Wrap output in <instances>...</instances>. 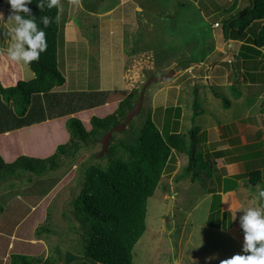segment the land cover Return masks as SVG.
<instances>
[{
  "label": "rangeland",
  "instance_id": "rangeland-1",
  "mask_svg": "<svg viewBox=\"0 0 264 264\" xmlns=\"http://www.w3.org/2000/svg\"><path fill=\"white\" fill-rule=\"evenodd\" d=\"M4 1L9 15V5L6 0ZM100 1L82 0L83 4L90 9H95L94 5L101 3ZM217 1L220 2V0ZM67 2L68 0H60V6L66 5ZM110 2L112 3L113 0H109V4ZM236 3L237 0H234L233 8ZM242 5L243 3L238 8L240 9ZM212 7L214 8L213 4ZM62 14L64 12L60 15L61 20L64 16ZM82 15L89 18V24L97 22L95 16L84 13ZM74 17L79 22L84 20L76 15ZM226 17L221 19L219 15L212 16L208 18V21L218 20L220 25ZM241 18L244 19L245 16ZM261 22L262 20L258 22V27L261 26ZM237 25L233 29L236 34ZM252 27L257 30V23L253 22ZM88 29L92 32L91 27ZM92 37H94L93 33ZM151 37L152 45L163 43L157 33H153ZM177 47L178 45L175 48L160 49L154 55L153 62L157 68L170 65L162 71L157 69L149 71L150 74L145 72L140 84L136 87L138 92L150 76L163 74L170 68L175 70L174 73L166 80L152 81L146 86L139 113L121 131L112 133L107 149L103 153H99L101 150L99 139L102 135H99L100 128L93 127V116L99 118H106L108 115L120 116L126 109L122 108L117 111L121 99L127 95L129 104L135 100L134 96H128L129 93L126 91L123 92L125 94L118 104H114L113 109L106 107L107 112L104 113L94 111L95 115L81 113L76 116L82 122L85 131L88 132L87 139L78 141L75 138L74 141L82 143V148L74 156L68 152L63 156L56 157L55 163L58 167L48 169L42 176H37L28 171L15 170V168V171H9L11 169L7 165L2 166L0 163V216L7 210V207L12 205L11 203L18 205L19 200L26 198L24 196L26 186L32 184L36 178L54 177L58 179L46 195L32 204L23 219L19 221L20 215L12 217L13 222H16L17 225L11 234L0 230V264H10L12 253L27 254L33 262L35 261L34 264H49L44 261L50 256L56 257V264H83L84 261L87 264H97L81 254L82 233L84 234L85 230L73 212L72 201L81 188L83 171L87 165L92 163L104 167L115 156L128 159V154L122 150V144H130L137 140L139 130L148 116H151L164 138L167 133L173 131L184 135L185 150L172 149L158 186L147 200L146 229L133 247L132 264H224L223 260L230 257L227 253L229 250L232 251L231 256L241 251V241L238 236H235L237 232L234 234L233 228L228 234L219 228L208 226L206 219L213 197L212 190H216V188L226 190L231 187L229 196L223 201L226 210L233 213L240 207H253L260 203L256 195L258 189L264 187V61L258 59L246 61L242 73L246 80L256 78L262 82L261 85L254 88L251 86L240 87L236 84L233 87L226 85L227 90L223 86L208 85L204 75L199 78L195 71V68H198V62L187 71L178 69L180 64H172V60L181 50L180 47ZM4 48H6V38L2 33L0 34V49L4 50ZM259 48L264 49L262 46ZM178 56L180 55L178 54ZM3 57L6 62L4 66H1L0 74L5 84H12L21 77L22 73L23 76L19 80L30 79L27 69L9 61L6 56ZM205 58L207 60L209 57ZM179 61L185 63L182 59ZM202 73L203 71H201ZM212 75L218 76L220 73L214 70L211 77L208 78L214 84ZM204 83L210 87L208 88ZM202 88L203 90H201ZM207 91L214 93L218 91L219 93L216 95L220 98L210 102L209 105L204 96ZM93 94L89 96L93 97ZM63 96L65 97L62 99L63 106H60L61 101L58 106L46 108L44 111L48 112V109H51L50 114L60 110L70 111L78 104L75 94H72V97L66 94ZM221 97L229 100L228 107L223 105ZM194 113L198 115L193 119ZM208 116L211 119H208ZM210 121L216 125L215 134L213 131L209 132V129L213 127L212 123L210 127L208 126ZM65 122L63 128L66 130L67 137L54 134L52 137H57V139L53 149L41 151L45 153V156H24L45 159L53 155L57 145L67 142L70 137ZM192 126L197 131L195 135L197 140L193 142L195 163L192 169L187 171L190 160L187 153L189 146L187 132ZM68 147L72 148L71 145ZM33 149H35V145H33ZM18 157L11 162L16 164ZM201 160L207 162L206 166L203 167ZM255 169L261 171L262 183L258 182L256 185H252L248 181V173ZM35 197V195L31 196L30 201L36 200ZM170 198L172 201L166 215L165 211ZM28 205L31 203L29 202ZM17 209L19 210L16 214H19L23 206L19 205ZM241 214L242 210L235 212V226H239ZM2 223L5 224L0 220V226H4ZM201 241L202 243L199 245ZM56 249L58 251H55ZM208 257L211 259H207Z\"/></svg>",
  "mask_w": 264,
  "mask_h": 264
},
{
  "label": "crops",
  "instance_id": "crops-1",
  "mask_svg": "<svg viewBox=\"0 0 264 264\" xmlns=\"http://www.w3.org/2000/svg\"><path fill=\"white\" fill-rule=\"evenodd\" d=\"M100 2L94 5L95 9L84 5L82 0H68L67 4L62 6L63 8L60 6L59 16L63 12L64 16H62V36L58 38L57 43V65L64 76V82L55 86L52 89L53 92L43 97L42 101H44L43 105L53 108L65 98L63 94L71 95V97L75 94L78 104L70 111L60 110L55 111L56 114L45 115V119L40 122L0 132V157L4 162H11L20 155L45 156V153L41 151L53 149L57 139L52 137L54 134L67 137L63 127L68 117H76L81 113L95 115L94 111L104 113L107 112L106 107L113 109L114 104H118L125 94L123 92L128 93L138 87L145 72L150 74L149 71L157 69L162 71L165 67L167 69L170 64L162 68L154 65V55L160 49L175 48L178 45L181 48L178 53L180 56L177 54L171 63L180 64L178 69L187 71L198 62V68H195L197 76L201 78L204 75L208 85L223 86L227 90L226 85L233 87L236 84L240 87L251 86L252 88L261 85L262 82L258 79L246 80L242 75L246 61L254 59L264 61V49L252 43L254 33H257L260 28L258 27L260 20L252 21L242 33L238 34L231 27L228 29L227 24L223 27L224 20L218 26L213 25L214 22L219 23L218 20L208 21L209 17L217 15L221 19L227 16L225 20L233 17L238 11L248 6L250 0L247 2L237 0L235 8H233L234 0H220L219 3L217 0H209V2L206 0H113L110 4L109 0ZM241 3L243 5L239 9ZM5 4L4 0H0V12L3 13V19L8 16ZM81 12L97 17V22L89 24V18L83 16ZM74 15L84 20L79 22ZM253 22L257 23V30L252 27ZM3 23L0 21V27ZM88 27H91L92 32ZM3 31L0 28V34ZM153 33L160 35L163 43L152 45ZM203 47L205 51L202 56ZM3 56L6 54L0 49V69L6 62ZM205 57L209 58L205 60ZM181 59L185 63L179 61ZM214 70L219 71L220 75H212V81H214L212 84L208 78ZM201 71H203L202 74ZM207 73L209 74L206 75ZM22 76L23 73L17 81ZM0 81L4 86L17 83L16 81L13 84H5L1 74ZM204 85L207 86L205 83ZM100 93L104 95L100 97L102 95ZM216 93L219 92L207 91L204 94L206 103L210 105V102L219 99ZM91 94L93 97L89 96ZM83 98L85 99L81 101ZM194 99L196 100L195 97ZM60 106H63V101ZM196 115L193 114V119ZM207 118L211 119L209 116ZM211 123L213 129L210 128L209 132L213 131L215 134L216 125L210 121L209 127ZM64 137H62L63 140H65ZM220 189L216 188V191H212L222 195L221 209L229 211L233 216V212L226 210L223 201L229 196L231 187L226 190ZM231 228L234 234L237 232L235 236H238L242 244L243 240L239 235L240 224L235 226L234 218L228 229H219L229 234ZM231 252L230 250L227 252L229 256Z\"/></svg>",
  "mask_w": 264,
  "mask_h": 264
},
{
  "label": "trees",
  "instance_id": "trees-1",
  "mask_svg": "<svg viewBox=\"0 0 264 264\" xmlns=\"http://www.w3.org/2000/svg\"><path fill=\"white\" fill-rule=\"evenodd\" d=\"M29 8L32 14L36 15L38 24L42 15L54 18L53 23L45 29L48 47L44 53H41L40 59L31 64V71L36 73L35 78L19 80L15 85L7 87H4L0 81V98L2 99H0V132L40 122L45 119V115H52L49 112L51 109H48V112L44 111L51 107L43 105L42 98L53 92L52 89L55 86L64 82V76L57 65V43L63 28L59 8L54 7L50 10L46 8L41 12L36 5V0H33ZM244 16L245 18L242 19L241 17ZM254 20H262V23L257 33H254L252 43L257 47H264V0H250L248 6L238 11L233 17L224 20L223 27L227 24L228 29L230 27L234 29L238 21L239 27L237 25L236 28L238 34L242 33L243 29ZM40 26L43 27L42 24ZM128 93V96H134V101L137 100L139 92L136 88ZM221 98L223 105L228 107L229 100L225 97ZM128 100L127 95L121 99L117 111L126 109L120 116L108 115L106 118L93 116V127L100 128L99 135L124 119L134 103L133 101L129 104ZM65 123L70 137L67 142L57 145L53 155L45 159L20 155L16 164L6 163L0 157L1 165H7L11 169L9 171L17 169L37 176H42L48 169L58 167L55 158L68 152L74 156L82 148V143L78 141H85L88 134L80 119L76 117H68ZM196 132L194 126L187 132L189 140L187 153L190 156L187 171L191 170L195 163L193 142L197 140ZM75 138L77 142L74 141ZM69 145L72 146L71 149ZM172 149L185 150L184 135L173 131L167 133L164 138L151 116H148L139 130L137 140L130 144H122V150L128 154V159L115 156L104 167L92 163L85 167L81 188L72 201L73 212L85 230L84 234L82 233L81 246V254L84 257L97 264H132L133 247L146 229L147 200L158 186ZM206 164L207 162L202 161L203 167ZM248 176V181L252 185L262 183L259 169L250 170ZM57 180L54 177H39L26 186L24 193L26 198L19 200L18 205L11 203L12 205L1 214L0 220L5 224L2 223L4 226H0V230L11 234L17 225L12 217L20 215L19 221L23 219L32 204L46 195ZM212 192L213 197L206 224L228 229L232 224L231 213L221 209L220 194ZM33 195L36 196V200L30 201ZM29 202L31 205H28ZM19 205L23 206V209L16 214ZM239 233L243 240L241 228ZM55 260L56 257L50 256L44 262L56 264ZM34 262L27 254L12 253L10 255V264H34ZM82 263L87 264L85 261Z\"/></svg>",
  "mask_w": 264,
  "mask_h": 264
},
{
  "label": "clouds",
  "instance_id": "clouds-1",
  "mask_svg": "<svg viewBox=\"0 0 264 264\" xmlns=\"http://www.w3.org/2000/svg\"><path fill=\"white\" fill-rule=\"evenodd\" d=\"M10 14L3 19L0 12V21H3V36L6 38L4 52L8 60L27 69V75L36 77L31 71L33 61L40 59L41 53L47 50L48 44L45 29L53 23L52 17L42 15L40 24L37 23L36 15H33L29 5L33 0H6ZM36 5L43 12L46 8L60 7V0H36ZM256 198L260 201L257 206L240 207L242 210L239 224L243 234L241 251L223 260L224 264H264V187L257 191ZM202 241L199 243V245ZM198 245V246H199ZM197 247V246H196ZM207 259H211L208 257Z\"/></svg>",
  "mask_w": 264,
  "mask_h": 264
},
{
  "label": "water",
  "instance_id": "water-1",
  "mask_svg": "<svg viewBox=\"0 0 264 264\" xmlns=\"http://www.w3.org/2000/svg\"><path fill=\"white\" fill-rule=\"evenodd\" d=\"M173 73H174V70L172 68H170L167 72H165L163 74L156 75V76L152 75L145 81V83L142 85V87L139 91V95H138V98H137L135 104L127 111L124 119L121 122L111 126L108 130H106L102 134L101 138L99 139V142L101 143V150L99 153H103L107 149V146H108V143L110 141V137L112 136V133L121 131L131 121V119L139 113L141 105H142L143 93H144L146 86L152 81L166 80ZM171 201L172 200L170 198L168 200L167 208L165 211L166 215L169 212Z\"/></svg>",
  "mask_w": 264,
  "mask_h": 264
},
{
  "label": "built area",
  "instance_id": "built-area-1",
  "mask_svg": "<svg viewBox=\"0 0 264 264\" xmlns=\"http://www.w3.org/2000/svg\"><path fill=\"white\" fill-rule=\"evenodd\" d=\"M213 25H214V26H218L219 23H218V22H214Z\"/></svg>",
  "mask_w": 264,
  "mask_h": 264
}]
</instances>
